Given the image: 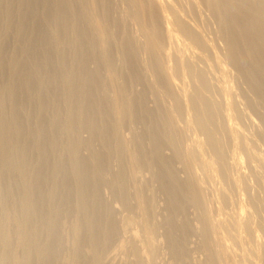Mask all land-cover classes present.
<instances>
[{
	"label": "bare ground",
	"instance_id": "obj_1",
	"mask_svg": "<svg viewBox=\"0 0 264 264\" xmlns=\"http://www.w3.org/2000/svg\"><path fill=\"white\" fill-rule=\"evenodd\" d=\"M261 147L264 0H0V264H264Z\"/></svg>",
	"mask_w": 264,
	"mask_h": 264
},
{
	"label": "rangeland",
	"instance_id": "obj_2",
	"mask_svg": "<svg viewBox=\"0 0 264 264\" xmlns=\"http://www.w3.org/2000/svg\"><path fill=\"white\" fill-rule=\"evenodd\" d=\"M205 14H206V13H203L202 15H203V17H205L206 20H207V17H208V16L206 17ZM209 20H210V21H208V24L206 25V26H208V27H207V29L205 28V30H207L208 33L212 32L213 29L215 28L213 22H211L212 20H211V19H209ZM211 25H212V26H211ZM203 26L206 27L205 25H203ZM212 28H213V29H212ZM208 29H210V30H208ZM209 31H210V32H209ZM233 87H235V89H236V86H233ZM136 126H138L139 128H141V126H139V125H136ZM139 128L134 127V129H135L134 131H135V132H136L137 130H138V131H141V129H139ZM84 135H85V134H84ZM84 135H83V136H84ZM259 143H260V142H259ZM261 148L264 149L263 147H261ZM165 152H166V151H165ZM263 152H264V151H263ZM168 153H169V152H168ZM168 153H167V154H168ZM263 154H264V153H263ZM249 179H250V180H249ZM252 180H253L252 178H250V177L248 178V183H250V186H252V188H253V184H254V183L252 182ZM211 183H212V182H209V183H208V191H207V197H208V198H209L210 196L213 197V196H214V193H215V190H216V189H213V188H216V187H215V184H216V183H215V184L212 183V185H214V187L211 185ZM209 184H210L213 188H212ZM224 186H225V185H224ZM255 186H256V184H255ZM225 187H226V186H225ZM210 188H211V189H210ZM226 188H227V187H226ZM254 189H255V187H254ZM209 190H210V191H209ZM227 190H228V188H227ZM213 192H214V193H213ZM158 193H159V192H158ZM158 193H156L157 196L155 195L156 198H154V206L157 207V208H156V211H154V212H157V211H158L157 213H155V214H157V215H155L154 219L156 218V221H159V222H160V221L162 220V218H163V213H164V210H162V209H163V207H164V203H165V202H163V201H165V198H164L165 196L163 197V194H162V193H160L161 195H159ZM210 194H211V195H210ZM161 197H162V198H161ZM163 198H164V199H163ZM155 204H156V205H155ZM225 206H226V205H225ZM155 207H154V209H155ZM223 207H224V206H223ZM158 209H159V210H158ZM227 209H228V210H227ZM229 209H230L229 206H227V207L224 208V211L227 210V213H228ZM160 218H161V219H160ZM160 230L163 232V229L160 228V229L158 230V233H157V234H158L157 236H159L158 239H159V241H160V243H161V244H160V250H159V252H161V253H159V255H160V256H159V257H160L159 260H160L161 263L163 264L165 259H166L165 262L168 261V257H167L168 254H167L166 250L164 249L165 246H164L163 239H162V238H163V235H164V234H163L164 232L162 233ZM161 235H162V236H161ZM160 237H161V238H160ZM191 241H192V243H191L192 246H194V247L196 248L197 240H195L194 237H193V238L191 237ZM191 241H190V242H191ZM194 242H195L196 244H195ZM194 247H193V248H194ZM195 248H194V249H195ZM161 254H163V255H161ZM165 255H166V256H165ZM194 256H196V258H197V257H199L200 255H199L198 253H196V254H194ZM162 258H163V259H162ZM198 259H201V257L198 258Z\"/></svg>",
	"mask_w": 264,
	"mask_h": 264
}]
</instances>
